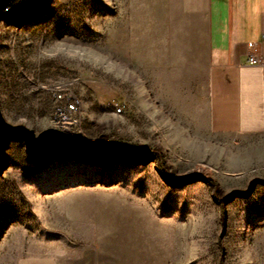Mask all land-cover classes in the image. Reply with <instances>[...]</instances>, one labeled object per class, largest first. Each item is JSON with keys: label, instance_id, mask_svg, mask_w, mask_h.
Wrapping results in <instances>:
<instances>
[{"label": "rangeland", "instance_id": "rangeland-1", "mask_svg": "<svg viewBox=\"0 0 264 264\" xmlns=\"http://www.w3.org/2000/svg\"><path fill=\"white\" fill-rule=\"evenodd\" d=\"M185 2L14 1L0 21L6 119L57 127L67 93L71 130L97 151L6 141L0 264H264V134L210 130L204 30Z\"/></svg>", "mask_w": 264, "mask_h": 264}, {"label": "crops", "instance_id": "crops-1", "mask_svg": "<svg viewBox=\"0 0 264 264\" xmlns=\"http://www.w3.org/2000/svg\"><path fill=\"white\" fill-rule=\"evenodd\" d=\"M185 3L191 29L204 30L210 130L240 139L264 134V63L252 65L247 55L250 41L259 42L264 55V0Z\"/></svg>", "mask_w": 264, "mask_h": 264}, {"label": "water", "instance_id": "water-1", "mask_svg": "<svg viewBox=\"0 0 264 264\" xmlns=\"http://www.w3.org/2000/svg\"><path fill=\"white\" fill-rule=\"evenodd\" d=\"M14 1L0 0V21L5 16V11ZM10 138L24 141L29 151L36 155H43L49 152L55 142L84 148L92 154L97 151L84 138L56 127H48L37 133L23 123H12L6 119L0 103V150Z\"/></svg>", "mask_w": 264, "mask_h": 264}, {"label": "built area", "instance_id": "built-area-1", "mask_svg": "<svg viewBox=\"0 0 264 264\" xmlns=\"http://www.w3.org/2000/svg\"><path fill=\"white\" fill-rule=\"evenodd\" d=\"M11 6H9L6 11H10ZM259 45L260 43L257 41H250L247 43L248 62L252 65H261L264 63V55L261 54ZM55 99L57 102V107L54 119L58 124V129L76 134L73 130H71V127L79 123L77 117L79 110L78 101L72 95L64 92H59Z\"/></svg>", "mask_w": 264, "mask_h": 264}, {"label": "trees", "instance_id": "trees-1", "mask_svg": "<svg viewBox=\"0 0 264 264\" xmlns=\"http://www.w3.org/2000/svg\"><path fill=\"white\" fill-rule=\"evenodd\" d=\"M87 160L94 164H100V165H103L107 162V158L101 157L99 156V154L90 155L89 157H87Z\"/></svg>", "mask_w": 264, "mask_h": 264}, {"label": "bare ground", "instance_id": "bare-ground-1", "mask_svg": "<svg viewBox=\"0 0 264 264\" xmlns=\"http://www.w3.org/2000/svg\"><path fill=\"white\" fill-rule=\"evenodd\" d=\"M8 11H5V14L7 13Z\"/></svg>", "mask_w": 264, "mask_h": 264}]
</instances>
